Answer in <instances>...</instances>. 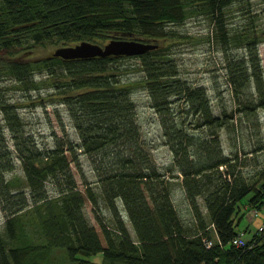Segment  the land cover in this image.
Returning <instances> with one entry per match:
<instances>
[{
	"label": "trees",
	"instance_id": "obj_1",
	"mask_svg": "<svg viewBox=\"0 0 264 264\" xmlns=\"http://www.w3.org/2000/svg\"><path fill=\"white\" fill-rule=\"evenodd\" d=\"M234 1L0 0V80L8 76L23 90L49 83L67 105L79 137V142L56 138L53 147L40 146L0 88V207L6 217L0 264H52L56 249H64L75 264H264V234L256 232L244 246L233 244L243 234L238 231L243 216L235 221L240 204L245 201L258 211L264 206V164L254 158L264 149L263 140L256 116L253 126L246 124L264 107V65L256 34L243 36L249 59L232 60L229 71L246 116L224 109L216 114L206 90L179 78L176 62L159 48L138 56L173 156L171 171L178 170L192 212L188 223L141 144L131 85L122 84L121 68L112 66L125 57L14 59L29 51L28 58H34L39 47L82 41L169 39L168 26L184 22L195 10L217 23L227 44L242 39L226 33ZM250 84L254 93L246 99ZM186 110L194 115L184 116ZM246 130L251 132L245 137ZM79 150L91 157L112 212L108 225L113 229L102 224L105 244L84 212L86 201L96 206L98 200L89 187H79L72 172V163H80ZM18 164L22 176L15 173ZM211 224L215 229H207ZM210 239L215 241L211 248ZM98 254L101 262L90 260Z\"/></svg>",
	"mask_w": 264,
	"mask_h": 264
},
{
	"label": "rangeland",
	"instance_id": "obj_2",
	"mask_svg": "<svg viewBox=\"0 0 264 264\" xmlns=\"http://www.w3.org/2000/svg\"><path fill=\"white\" fill-rule=\"evenodd\" d=\"M234 2L229 7L230 9L228 8V28L226 33H229L231 37H234V34L238 35L242 37L241 40L237 39L227 44L224 43L217 23L211 20V17L207 14L195 10L184 22L172 23L168 26L167 30L170 32L169 37L171 38H160L158 41H150L158 44L159 50L176 62L179 78L193 88L202 87L206 90L216 114H221L220 111L224 109L228 113L235 112L234 116H246V110L243 109L244 105L236 102L233 86L229 80V71L232 60L249 59V46L246 39H243V36L249 33H252V35L256 34L257 38L261 40L257 47L260 61L264 65V0H236ZM45 47L36 48L34 50V58H28L31 56L29 51L28 54L22 55V57L17 56L14 59L34 60L37 57L52 56L55 54L56 49L62 46ZM123 57L125 58L113 62L112 66L121 68V83L131 85L130 95L136 105L141 144L152 155L158 166L157 168L167 179L172 190L171 199L180 217L187 223L191 222L193 216L185 191L181 188V176L178 170L173 169L171 171L173 168V156L167 143V138L164 136L165 132L161 122V115L153 105L154 102L148 86L144 84L145 71L142 67V60L137 56ZM38 77L40 76L38 75ZM0 88L7 97L6 99L16 104L23 120L25 132L33 135L40 146L53 147L56 138H66L79 142L78 133L75 130L76 128L67 105L62 101L61 95L49 83L42 82L37 89L23 90L15 80L8 76H3L2 80H0ZM252 93H254L253 84H250L246 88L245 98L248 99L247 96ZM187 112V110L184 111V116L194 115V113ZM251 116H253L251 120L253 123L248 121L246 124L253 126L254 116H256L264 147V107L257 108L256 113L251 114ZM226 132L223 129L220 133L223 146L226 152H229L231 146ZM243 132H245L244 135L246 137L251 131L246 130ZM79 158L80 163H72V172H74L79 187L82 190H86L89 187L98 200L96 206L91 201H86L84 212L89 224L95 226L105 244L102 227L104 223L101 216L107 221L106 223L110 224L112 212L106 206L102 197L98 177L93 171L94 166L91 157L81 152ZM254 158L264 164V149L259 151ZM22 172V168L18 164L15 173L22 176ZM48 187L53 192L52 185L49 184ZM117 203L128 230L134 237V229L129 222L130 220L124 211L120 199L117 200ZM242 204L246 205V202L244 201ZM239 209L240 213L235 217L236 222L243 215L242 206ZM262 209H264V206L260 210L262 211ZM5 220V214L0 207V232L6 237ZM246 227L247 222H244L240 224L238 231L239 233L244 232L243 237L248 240L256 233V229L251 227V232L246 235L244 231ZM67 256V252L64 249L54 250L52 264H75ZM102 259L103 256L101 254L90 258L94 262H101Z\"/></svg>",
	"mask_w": 264,
	"mask_h": 264
},
{
	"label": "water",
	"instance_id": "obj_3",
	"mask_svg": "<svg viewBox=\"0 0 264 264\" xmlns=\"http://www.w3.org/2000/svg\"><path fill=\"white\" fill-rule=\"evenodd\" d=\"M159 45L152 42H142L136 39H112L105 45L91 41H82L71 46L56 49L55 57L65 60L90 59L94 57L140 56L158 49Z\"/></svg>",
	"mask_w": 264,
	"mask_h": 264
},
{
	"label": "crops",
	"instance_id": "obj_4",
	"mask_svg": "<svg viewBox=\"0 0 264 264\" xmlns=\"http://www.w3.org/2000/svg\"><path fill=\"white\" fill-rule=\"evenodd\" d=\"M240 206H242L243 213V219L240 224L247 222V227L244 229L246 235L251 232V227H254L257 232L258 227L261 226L264 222V209H262V211H258L254 208L248 207V205H243L242 203L240 204Z\"/></svg>",
	"mask_w": 264,
	"mask_h": 264
},
{
	"label": "bare ground",
	"instance_id": "obj_5",
	"mask_svg": "<svg viewBox=\"0 0 264 264\" xmlns=\"http://www.w3.org/2000/svg\"><path fill=\"white\" fill-rule=\"evenodd\" d=\"M112 39H123V38H111L110 40H112ZM110 40H108L106 43H108ZM139 40V39H138ZM139 41H142V42H147V41H144V40H139ZM152 41H158V40H152ZM151 42V41H150ZM95 43H97V44H100V45H105V43H99V42H95ZM68 46H71V45H68ZM63 47V46H62ZM111 57H115V56H111ZM120 57H123V56H120ZM138 57V56H137ZM97 211V210H96ZM126 212V211H125ZM97 213V212H96ZM101 218H102V220H103V223L108 227V229L109 230H112L113 228L112 227H110L109 225H108V223H106L107 221H105L104 219H103V217L101 216ZM207 229H215V226L213 225V224H211ZM97 230V229H96ZM99 233V232H98ZM211 240V239H210ZM209 240V241H210ZM212 242H213V244H212V246L215 244V241L212 239L211 240ZM235 241V240H234ZM234 241H233V244H234ZM234 245H236V244H234ZM236 246H241V245H236ZM242 246H244V245H242ZM211 248V247H210Z\"/></svg>",
	"mask_w": 264,
	"mask_h": 264
},
{
	"label": "built area",
	"instance_id": "obj_6",
	"mask_svg": "<svg viewBox=\"0 0 264 264\" xmlns=\"http://www.w3.org/2000/svg\"><path fill=\"white\" fill-rule=\"evenodd\" d=\"M257 232L258 233H260V234H264V222L262 223V225L261 226H259L258 227V230H257ZM245 239H244V237H243V234L240 236V237H238V238H236L235 239V241H234V244H236V245H245ZM207 243H208V246H212V244H213V242L210 240V241H207Z\"/></svg>",
	"mask_w": 264,
	"mask_h": 264
}]
</instances>
